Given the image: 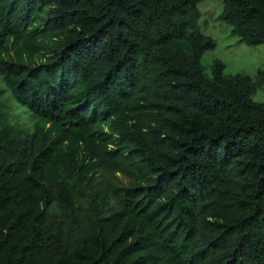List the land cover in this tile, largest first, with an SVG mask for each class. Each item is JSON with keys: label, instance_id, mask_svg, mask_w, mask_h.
Segmentation results:
<instances>
[{"label": "trees", "instance_id": "trees-1", "mask_svg": "<svg viewBox=\"0 0 264 264\" xmlns=\"http://www.w3.org/2000/svg\"><path fill=\"white\" fill-rule=\"evenodd\" d=\"M199 1L0 0V264H264V103ZM217 18L264 47V0Z\"/></svg>", "mask_w": 264, "mask_h": 264}, {"label": "rangeland", "instance_id": "rangeland-1", "mask_svg": "<svg viewBox=\"0 0 264 264\" xmlns=\"http://www.w3.org/2000/svg\"><path fill=\"white\" fill-rule=\"evenodd\" d=\"M222 0H201L197 3L199 11L198 25L202 33L209 35L214 43L210 50L202 53L200 63L206 77H210V65L214 59L223 64L224 74L247 75L250 80V99L264 103V80L258 74L264 71V47L261 44L245 45L231 32V28L220 21L217 16L221 11ZM0 102L5 119L23 130L31 128V119L5 88L0 80ZM119 180V173H116ZM53 215L49 216L52 218Z\"/></svg>", "mask_w": 264, "mask_h": 264}]
</instances>
